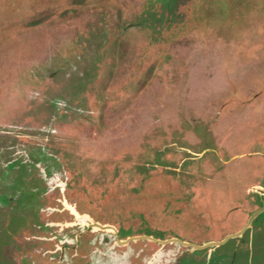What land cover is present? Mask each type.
<instances>
[{
    "label": "rangeland",
    "instance_id": "374dc122",
    "mask_svg": "<svg viewBox=\"0 0 264 264\" xmlns=\"http://www.w3.org/2000/svg\"><path fill=\"white\" fill-rule=\"evenodd\" d=\"M0 264H264V0H0Z\"/></svg>",
    "mask_w": 264,
    "mask_h": 264
}]
</instances>
